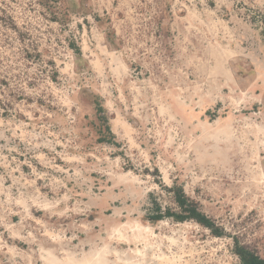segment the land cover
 <instances>
[{"label":"rangeland","instance_id":"obj_1","mask_svg":"<svg viewBox=\"0 0 264 264\" xmlns=\"http://www.w3.org/2000/svg\"><path fill=\"white\" fill-rule=\"evenodd\" d=\"M237 245L264 258V0H0V264Z\"/></svg>","mask_w":264,"mask_h":264},{"label":"trees","instance_id":"obj_2","mask_svg":"<svg viewBox=\"0 0 264 264\" xmlns=\"http://www.w3.org/2000/svg\"><path fill=\"white\" fill-rule=\"evenodd\" d=\"M174 191V199L178 202L180 207V212H176L174 215L178 219H186V218H194L198 222L213 228L212 221L210 218L200 210L199 205L188 197L180 188L174 187L172 189ZM162 217V213L157 212L155 214H151V218L159 219ZM219 233V232H217ZM236 253L240 257L241 264H264V258L260 256L256 251L246 247L237 245Z\"/></svg>","mask_w":264,"mask_h":264}]
</instances>
